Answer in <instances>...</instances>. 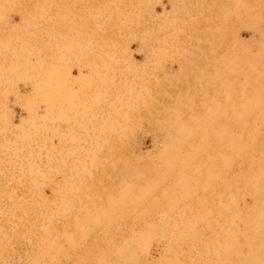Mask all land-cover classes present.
<instances>
[{"label": "rangeland", "instance_id": "1", "mask_svg": "<svg viewBox=\"0 0 264 264\" xmlns=\"http://www.w3.org/2000/svg\"><path fill=\"white\" fill-rule=\"evenodd\" d=\"M243 120L264 122V0H0V264H109L116 247L130 252L131 264H163L175 254L180 261L169 264H264V230L257 233L264 223L244 216L250 213L243 205L261 188H250L254 173L249 186L238 182L237 197L246 201L231 207L234 225L228 204L218 208L224 216L211 214L219 211L211 191L233 179L225 173L227 187L210 130L219 134L221 123ZM97 155L93 166L98 158L90 164V156ZM261 192L254 202L262 205L250 208L257 217H264ZM176 244L183 246L173 253Z\"/></svg>", "mask_w": 264, "mask_h": 264}, {"label": "bare ground", "instance_id": "2", "mask_svg": "<svg viewBox=\"0 0 264 264\" xmlns=\"http://www.w3.org/2000/svg\"><path fill=\"white\" fill-rule=\"evenodd\" d=\"M85 10V9H84ZM128 12V11H127ZM83 13H85V12H83ZM26 14H28V13H26ZM33 14H34V12H33ZM40 14V13H39ZM43 14V13H42ZM41 14V15H42ZM47 14V13H46ZM53 14V13H52ZM68 14V13H67ZM69 14H70V12H69ZM87 14V13H86ZM167 14V13H166ZM49 15V14H48ZM55 15H56V13H55ZM60 15V14H59ZM58 15V16H59ZM28 16H30V15H28ZM37 16V15H36ZM52 16V15H51ZM64 16V15H63ZM79 16V15H78ZM77 16V17H78ZM162 16H163V14H162ZM31 18L33 17V16H30ZM68 16H66V18H67ZM28 18V17H27ZM51 18V17H50ZM60 18V17H59ZM65 18V17H64ZM63 18V19H64ZM33 19H34V17H33ZM36 19V18H35ZM34 19V20H35ZM39 19V18H38ZM43 19V18H42ZM46 19H48L47 17H46ZM68 19V18H67ZM162 19V18H161ZM29 20V19H28ZM51 20V19H50ZM37 21V20H36ZM40 21V20H39ZM43 21V20H42ZM47 21V20H46ZM30 22V21H29ZM28 21H27V23H29ZM48 22V21H47ZM31 23V22H30ZM38 23V22H37ZM40 23H42V22H40ZM63 23V22H62ZM48 24V23H47ZM60 24H61V22H60ZM35 25V24H34ZM28 26H30L29 24H28ZM35 26H37V25H35ZM40 26V25H39ZM46 25H44V27H45ZM38 27V26H37ZM41 27V26H40ZM43 27V26H42ZM52 27V26H51ZM62 27V26H61ZM53 28V27H52ZM33 29H34V27H33ZM37 29V28H36ZM64 29V28H63ZM82 29V28H81ZM85 30V29H84ZM84 32V31H83ZM57 34V33H56ZM87 34V33H86ZM85 34V35H86ZM47 35V34H46ZM80 36V35H79ZM224 36V35H223ZM86 37V36H85ZM35 38V37H34ZM40 38V37H39ZM56 38H59V37H57L56 36ZM71 38V37H70ZM43 39V38H42ZM48 39V38H47ZM81 39V38H80ZM61 40H63V38L61 39ZM67 40V39H66ZM70 40V39H69ZM224 40L225 39H223V42H222V46L224 47L225 45V43H224ZM54 41V40H53ZM56 41V40H55ZM64 41H65V39H64ZM83 41V40H82ZM85 41V40H84ZM69 42V41H68ZM35 43V42H34ZM34 43H33V45H34ZM38 43V42H37ZM42 43V42H41ZM62 43V42H61ZM87 43V42H86ZM32 44V43H31ZM56 44V43H55ZM54 44V45H55ZM63 44V43H62ZM32 45V46H33ZM37 45V44H36ZM46 45V44H45ZM59 45V44H58ZM65 45V44H64ZM67 45H68V43H67ZM75 45V44H74ZM73 45V46H74ZM87 45V44H86ZM63 46V45H62ZM70 46V45H69ZM78 46V45H77ZM50 48V47H49ZM53 48H55V47H53ZM60 48V47H59ZM64 48V47H63ZM69 48H71V46L69 47ZM80 48V47H79ZM82 48V47H81ZM32 49V48H31ZM78 49V48H77ZM222 50H224V52H225V49H223V48H221ZM30 50V49H29ZM67 50V49H66ZM70 50V49H69ZM228 50V49H227ZM57 51H60V50H57ZM68 51V50H67ZM74 50H72V52H73ZM79 51V50H78ZM76 52V51H75ZM227 52V51H226ZM38 54V53H37ZM63 54V53H62ZM62 54H60V55H62ZM65 54H67V53H65ZM73 54V53H72ZM85 54V53H84ZM87 54V53H86ZM151 54V53H150ZM154 54H155V52H154ZM46 55V54H45ZM59 55V56H60ZM227 55V54H226ZM229 55V54H228ZM227 55V56H228ZM148 56V55H147ZM48 57V56H47ZM61 57V56H60ZM62 57H64V56H62ZM151 58H152V56H151ZM46 59V58H45ZM40 61V60H39ZM42 61V60H41ZM51 64V63H50ZM71 64V63H70ZM56 66V65H55ZM61 66H63V65H61ZM64 67V66H63ZM141 68H142V66H141ZM68 74V73H67ZM65 75V74H64ZM245 77H247V76H245ZM233 78V77H232ZM248 78V77H247ZM234 79V78H233ZM62 84V83H61ZM224 84V83H223ZM230 84V83H229ZM227 86V85H226ZM226 86H224V87H226ZM230 87V86H229ZM77 90V89H76ZM68 91V90H67ZM73 91V90H72ZM112 91V90H111ZM224 91V90H223ZM78 92H79V90H78ZM84 92V91H83ZM130 92V91H129ZM132 92V91H131ZM51 93V92H50ZM63 93V92H62ZM66 93V92H65ZM69 93V92H68ZM93 93V92H92ZM91 93V94H92ZM134 93V92H133ZM83 94V93H82ZM112 94H115V92H113ZM117 94H119V93H117ZM121 94V93H120ZM76 95V94H75ZM100 95V94H99ZM96 96V95H95ZM42 97V96H41ZM97 97V96H96ZM113 97V96H112ZM65 98H67V96L65 97ZM95 98V97H94ZM55 99V98H54ZM215 100V99H214ZM72 101V100H71ZM94 101V100H93ZM77 102V101H76ZM78 103V102H77ZM95 103V102H94ZM219 103V102H218ZM72 104H74V103H72ZM83 108V107H82ZM75 109V108H74ZM85 110V109H84ZM29 112H32V110H29ZM73 113H74V111H72ZM82 112V110L79 112V114ZM72 113V114H73ZM76 114V113H75ZM85 114V113H84ZM63 115V114H62ZM86 115V114H85ZM32 116V115H31ZM64 116V115H63ZM70 117V116H69ZM82 117V116H81ZM93 117V116H92ZM94 118V117H93ZM100 118V117H99ZM213 118V117H212ZM253 118V117H252ZM255 118V117H254ZM85 119V118H84ZM243 119V118H242ZM245 119V118H244ZM62 120H64V119H62ZM67 120V119H66ZM47 121V120H46ZM89 121V120H88ZM214 123L216 122V119H215V121H213ZM71 123H72V121H71ZM85 123V122H84ZM74 124V123H73ZM79 124V123H78ZM90 124V123H89ZM216 124V123H215ZM222 124V127H220V132H219V134H217L218 133V131L216 132V130H217V128L213 131V132H211V130H210V133H212V134H210V135H213L212 136V138H213V140H212V138H211V144H210V146H209V148H212V149H210L211 150V152L212 151H215V152H217L218 151V148H220V153H221V160L219 159V157H218V159L221 161V168H220V173L221 174H225V173H231L232 174V176H231V174H230V177H231V179H233V181L231 182L232 183V185H229V187H228V185L227 184H230V178H228L229 177V175H224V176H228L227 177V179L229 180H224V183H226L227 181L229 182H227L226 183V185H227V187L228 188H226V187H221L222 188V190L220 191L219 190V188H217V189H215L214 190V188H213V193H212V191H211V193H210V196H211V194H213V202L215 201V202H217L218 201V199H219V197L223 200L222 201V207H221V204H219V203H215L214 202V204H217V205H219V206H217L216 207V209L215 210H219V209H222V210H224V208L225 207H227L226 209H228V212L225 210V212L227 213V214H229L230 212V214L232 215V208L231 207H233L234 208V206H235V204H236V201H237V204H238V202L240 201L242 204H243V200L244 199H242V198H244L245 197V195H244V197H237L238 195L239 196H241L240 194H238L239 193V188H238V182H242V181H244V184L248 181H250L251 180V177H248V175H249V173H254L255 174V176H252V180L253 181H255L256 180V182H257V180H258V182L257 183H259V182H262V184L260 185V183L259 184H257L256 182H255V186H253L254 184H252L251 185V181H250V188H256V186H257V188L256 189H258L260 186H261V188H264V186H262V185H264V180H262V177H264V176H259V175H256V172H254V170H257L258 171V173L260 174V172H264V164H262L261 162L262 161H264V122H244V120H243V122H241V123H221ZM218 125V124H217ZM217 125H214L215 127L217 126ZM54 126V125H53ZM73 126V125H72ZM84 126V125H83ZM37 127V126H36ZM43 127H45V126H43ZM68 127V126H67ZM87 127V126H86ZM218 127V126H217ZM57 128V127H56ZM69 128V127H68ZM79 128V127H78ZM81 128H82V126H81ZM99 128H100V126H99ZM222 128V129H221ZM98 129V128H97ZM212 129V128H211ZM45 130V129H44ZM43 131V130H42ZM83 131V130H82ZM92 131H94L93 129H92ZM101 131V130H100ZM41 132V131H40ZM56 132V131H55ZM67 132V131H66ZM96 132V131H95ZM98 132V134H99V130L97 131ZM69 133V132H68ZM73 134V133H72ZM70 135V134H69ZM217 135V136H216ZM79 136V135H78ZM220 138H219V137ZM69 137V136H68ZM78 138V137H77ZM64 139V138H63ZM74 139V138H73ZM88 139V138H87ZM237 139H238V141H239V146L238 145H236V141H237ZM69 140H70V137H69ZM72 140V139H71ZM99 140H100V138H99ZM153 140V139H152ZM67 141H68V139H67ZM84 141V140H83ZM91 141V140H90ZM93 141V140H92ZM94 141H95V139H94ZM158 141V140H157ZM160 141V140H159ZM184 142H193L194 140H190V139H185V140H183ZM88 142V141H87ZM100 142V141H99ZM101 144H103V142H104V140H101ZM107 142V141H106ZM155 142V141H154ZM160 142H162V140L160 141ZM68 143V142H67ZM84 143V142H83ZM89 143V142H88ZM108 143V142H107ZM106 143V144H107ZM156 143V142H155ZM158 143V142H157ZM105 144V143H104ZM98 145V144H97ZM156 145V144H155ZM158 145V144H157ZM68 146V145H67ZM66 146V147H67ZM82 146V145H81ZM92 146V145H91ZM102 146V145H101ZM75 147V146H74ZM94 147V146H93ZM97 147V146H96ZM95 147V148H96ZM100 147V146H99ZM107 147V146H106ZM82 148V147H81ZM90 148V147H89ZM109 148V147H108ZM154 148V147H153ZM155 148H157V147H155ZM155 148H154V150H155ZM63 149H64V146H63ZM67 149V148H66ZM88 149V148H87ZM86 149V150H87ZM94 149V148H93ZM92 148H91V151L93 150ZM100 150H101V148H99ZM107 149V148H106ZM96 150V149H95ZM102 150H104V148L102 149ZM83 151V150H82ZM88 151H90V150H88ZM149 151V150H148ZM93 152H95V151H93ZM101 152V151H100ZM105 152V151H104ZM113 152V151H112ZM109 153V152H108ZM87 155V154H86ZM85 155V156H86ZM110 155V154H109ZM149 155V154H148ZM212 155V154H211ZM215 155V154H214ZM49 156V155H48ZM99 155H97V157L96 156H90L91 158H90V164H91V162L94 160L95 162H96V159L98 158V162H94L93 161V164L95 163V165H93V166H96L97 164H99V162L101 161V160H99V158L101 159V155L98 157ZM114 156V155H113ZM112 156V157H113ZM123 155H120L119 157H122ZM146 156V155H145ZM87 157V156H86ZM106 156L104 155L102 158H105ZM124 157V156H123ZM48 158V157H47ZM137 158V157H136ZM260 158H261V160H260ZM216 159V158H215ZM217 159V163H218V160ZM258 159V160H257ZM92 160V161H91ZM129 160H130V158H129ZM143 160V159H142ZM259 161H261V162H259ZM257 162V163H256ZM102 163V162H101ZM103 163H104V161H103ZM213 163V162H212ZM211 163V164H212ZM260 163V164H259ZM258 164V165H257ZM108 165V164H107ZM207 165V164H206ZM262 165V166H261ZM105 166V165H104ZM148 166V165H147ZM150 166V165H149ZM188 166V165H187ZM190 166V165H189ZM210 167H212V166H210ZM98 168V167H97ZM109 168V167H108ZM192 168H194V167H192ZM214 168H215V170H214V174H215V177H217L220 173L217 171L218 170V166L216 165V161H215V165H214ZM191 169V168H190ZM262 170V171H260V170ZM188 170V169H187ZM95 171V170H94ZM211 171V170H210ZM110 172V171H109ZM112 172V171H111ZM131 174V173H130ZM199 174V173H198ZM208 174V173H207ZM238 174L241 176V178L242 179H240L239 177H238ZM262 174H264V173H262ZM247 175V176H246ZM252 175V174H251ZM261 175V174H260ZM221 176V175H220ZM235 176H236V178H235ZM261 178H259V177ZM219 177V176H218ZM222 177V179H223V176H221ZM254 177V178H253ZM255 177H258L259 179H257V178H255ZM246 178V179H245ZM224 179H225V177H224ZM239 179H240V181H239ZM244 179V180H243ZM223 181V180H222ZM246 181V182H245ZM221 182V181H220ZM216 183H219V182H216ZM223 183V184H224ZM253 183V182H252ZM120 184V183H119ZM243 184V183H242ZM242 185V187H243V190H245V189H249V187H247L246 188V184L245 185ZM225 185V184H224ZM223 185V186H224ZM240 185V184H239ZM207 186H209L208 184H207ZM218 186H221V183H220V185L218 184ZM247 186H249V184H247ZM259 186V187H258ZM215 187V186H214ZM244 187H245V189H244ZM134 188V187H133ZM216 188V187H215ZM224 188H226V189H228L227 191V193H226V189H224ZM238 188V189H237ZM261 188H259V189H261ZM89 189V188H88ZM116 189V188H115ZM135 189V188H134ZM152 189V188H151ZM241 189V188H240ZM258 189V191L256 192V196L257 197H255V198H253L252 200H251V192L249 193V190H246L247 191V195L248 196H250V198L249 197H247V200H251V202L253 201V203L251 204V205H249V204H247V205H243V206H245V208H247V210H249V216H251V214H254V215H252V216H254L253 218H251V217H249L247 214L246 215H244L245 216V219H247L246 221H245V219L243 218L242 220H244L245 222H248V223H250V222H258L259 223V221H261V223H264V219H262V218H264V217H261L260 215H262V216H264V213H262V212H264V211H261L260 209H259V216L260 217H257V214L256 213H258V209L257 210H254L256 213H252V211L250 212V208H252L251 206H258V204L261 206L262 205V203L260 204V201H259V203H255L254 201L256 200V202H258L257 201V198H259V197H261V196H259V194L260 193H258V192H261L262 190H264V189H261V190H259ZM130 190V189H129ZM144 190H146V189H143V191ZM154 190V189H153ZM203 190H204V188H203ZM202 190V191H203ZM211 190H212V187H211ZM242 190V191H243ZM253 190H255V189H253ZM83 191V190H82ZM87 191V190H86ZM120 191H121V188H120ZM152 191V190H151ZM209 191H210V189H209ZM215 191V192H214ZM250 191H252V189L250 190ZM85 192V191H84ZM139 192V191H138ZM141 192V191H140ZM206 192V191H205ZM262 192H264V191H262ZM262 192H261V195L262 196H264V194H262ZM90 193V192H89ZM126 193V192H125ZM130 193L132 194V192H131V190H130ZM204 193V192H203ZM209 193V192H208ZM214 193H216L215 194V196H214ZM258 193V194H257ZM86 194H88V192H86ZM124 194V193H123ZM123 194H121V192H120V195H123ZM225 194H227V196H229L228 197V199H229V201H228V203H226L227 201H224V196H225ZM243 194V193H242ZM250 194V195H249ZM253 194L254 193H252V197H254L253 196ZM119 195V194H118ZM126 195V194H125ZM128 195V194H127ZM134 195V194H133ZM90 196V195H89ZM117 196V195H116ZM130 196V195H129ZM138 195H135V197H137ZM208 196H209V194H208ZM80 197V196H79ZM120 198H121V200H122V197L121 196H119ZM124 197V196H123ZM133 198V199H135L136 200V198ZM140 197H141V195H140ZM205 197V196H204ZM155 198H157L156 196H155ZM207 198V197H206ZM238 198V199H237ZM249 198V199H248ZM110 199V198H109ZM139 199V198H138ZM209 199V198H208ZM239 199H241V200H239ZM158 200V199H157ZM205 199H203V201H204ZM258 200H260V199H258ZM111 201V200H110ZM120 201V200H119ZM141 201V200H140ZM143 201V200H142ZM146 201V200H145ZM210 201H212V200H210ZM244 201H246V200H244ZM102 202V201H101ZM115 202V201H114ZM137 202V201H136ZM212 202V203H213ZM218 202H221V200L220 201H218ZM63 203V202H62ZM154 203V202H153ZM156 203V202H155ZM167 203V202H166ZM59 204H61V203H59ZM120 204V203H119ZM132 204H134V203H132ZM203 204H206V203H203ZM214 204H212L213 206H214ZM225 204V206L223 207V205ZM226 204H228L227 206H226ZM240 204V203H239ZM256 204V205H255ZM129 205V204H128ZM138 205V204H137ZM155 205V204H154ZM194 205V204H193ZM200 205H201V203H200ZM207 205V204H206ZM210 205V204H209ZM208 205V206H209ZM113 206V205H112ZM161 206V205H160ZM165 206V205H164ZM247 206H249V208L247 207ZM124 207V206H123ZM146 207H147V204H146ZM145 207V208H146ZM133 208V207H132ZM219 208V209H218ZM235 208L237 209V207L235 206ZM257 208H259V207H257ZM111 209V208H110ZM128 209V208H127ZM143 209H144V207H143ZM195 209V208H194ZM206 209V208H205ZM235 209V210H236ZM140 210H142V209H140ZM150 210V209H149ZM222 210H219V211H215L214 213L213 212H211V214L212 215H215V214H219L220 215V217L221 216H224V213L223 214H221V211ZM234 210V213H236V211ZM130 211H132V210H130ZM188 211V210H187ZM194 211V210H193ZM261 211V212H260ZM122 212V211H121ZM150 212V211H149ZM198 212V211H197ZM126 213V212H125ZM134 213V212H133ZM140 213V212H139ZM138 213V214H139ZM145 213V212H144ZM146 213H148L147 211H146ZM145 213V214H146ZM206 214H203V215H206V216H211L210 215V212H209V215H207V212H205ZM238 213V212H237ZM143 214V213H142ZM202 214V213H201ZM227 214H225V216H228L227 218H228V220H227V218H225L226 220H227V222H231V224L230 223H228L229 225H234V221H233V219H234V215H232L233 217H231V218H233V219H231L230 218V214L229 215H227ZM242 214V213H241ZM115 215V214H114ZM118 215V214H117ZM123 215H124V213H123ZM137 214H135V216H136ZM147 215V214H146ZM152 215V214H151ZM160 215V214H159ZM177 215V214H176ZM179 215V214H178ZM193 215V214H192ZM237 215L238 214H236L235 216V218H237ZM119 216V215H118ZM138 216V215H137ZM140 216V215H139ZM196 216V215H195ZM197 216H198V214H197ZM218 215H216V217H217ZM241 216H243V215H241ZM112 217V216H111ZM114 217V216H113ZM147 217V216H146ZM171 217V216H170ZM178 217V216H177ZM179 217H181V216H179ZM208 217V218H209ZM246 217H249V219L248 218H246ZM257 217V218H256ZM117 218V217H116ZM151 218V217H150ZM200 218H201V221H202V219H204V222H202V223H205L207 220H205V218L204 217H201L200 216ZM250 218H251V220H250ZM258 218H259V221H258ZM110 219V218H109ZM112 219V218H111ZM113 219H115V218H113ZM118 219V218H117ZM134 219V218H133ZM148 219V218H147ZM160 219V218H159ZM162 219V218H161ZM177 219V218H176ZM212 219V218H211ZM229 219H231V220H229ZM95 222H96V220L95 219H93ZM108 220V219H107ZM124 220H125V218H124ZM130 220V219H129ZM128 220V221H129ZM213 220V219H212ZM215 221L216 220H218V219H214ZM220 220V219H219ZM226 220L224 221V219L222 220V221H224V222H226ZM249 220V221H248ZM254 220V221H253ZM122 221V220H121ZM141 221V220H140ZM160 221V220H159ZM163 221V220H162ZM174 221V220H173ZM177 221V220H176ZM182 221V220H181ZM181 221H179V223L181 222ZM184 221V220H183ZM185 221H186V219H185ZM236 221H237V219H236ZM236 221H235V223H236ZM95 222H93V224H95ZM112 222V221H111ZM115 221H113V223H114ZM139 222V221H138ZM164 222V221H163ZM175 222V221H174ZM190 223H191V221H189ZM197 222V221H196ZM209 222V221H208ZM214 222V221H213ZM217 222V221H216ZM215 222V223H216ZM240 222H241V220H240ZM110 223V221L108 222V224ZM145 224H146V222H144ZM148 223V222H147ZM150 223V222H149ZM160 223V222H159ZM165 223H167V222H165ZM207 223V222H206ZM203 224V225H207V224ZM217 223H219V222H217ZM216 223V224H217ZM222 223V222H221ZM238 223H239V220H238ZM244 223V222H243ZM20 224V223H19ZM22 224V223H21ZM24 224V223H23ZM97 224V223H96ZM95 224V225H96ZM117 224V223H116ZM158 224V223H157ZM209 224H211V223H208V225ZM246 225H247V223H245ZM257 224V223H256ZM255 224V225H256ZM98 225V224H97ZM110 225V224H109ZM144 225V224H143ZM161 225V224H160ZM180 225H182V223L180 224ZM193 224H191L190 225V227L192 226ZM212 225H214V224H212ZM224 225V224H223ZM245 225V226H246ZM250 225V224H249ZM260 224H258V226H259ZM16 226V225H15ZM20 226H22V225H20ZM94 226V225H93ZM92 226V227H93ZM150 226V225H149ZM163 226H165V225H163ZM174 226V225H173ZM222 226V225H221ZM226 226V225H225ZM258 226H257V228H258ZM261 226V225H260ZM259 226V227H260ZM17 227V226H16ZM115 227V226H114ZM145 227H147L146 225H145ZM152 227H154V226H152ZM158 226H156V228H157ZM176 227V226H175ZM184 227V226H183ZM190 227H188V225H187V228L189 229ZM205 227V226H204ZM206 227H208V226H206ZM236 227V226H235ZM247 227V226H246ZM262 227V226H261ZM25 228V227H24ZM94 228V227H93ZM150 228H151V226H150ZM160 228V227H159ZM211 228V227H210ZM218 228V227H217ZM220 229H221V227H219ZM244 228V227H243ZM15 229V228H14ZM21 229V228H20ZM122 228L120 227V230H121ZM147 229V228H146ZM177 229H178V227H177ZM187 229V230H188ZM191 229L192 228H190V231H191ZM203 229V228H202ZM201 229V230H202ZM207 229V228H206ZM238 229V228H237ZM249 229V228H248ZM97 230V229H96ZM100 230V229H99ZM105 230V229H104ZM117 230H119V229H117ZM139 230V229H138ZM144 230V229H143ZM152 230V229H151ZM151 230H147V232H148V238L150 239V237H151V235L153 236V235H155L156 233H155V231H154V234H150V232L152 233L153 232V230L151 231ZM158 230V229H157ZM166 230V229H165ZM186 230V231H187ZM193 231H194V229H192ZM198 230V229H197ZM210 230V229H209ZM240 230V229H239ZM261 230H264V229H259V231L257 230V233H259ZM109 231V230H108ZM122 231V230H121ZM159 231V230H158ZM160 231H162V227H161V230ZM179 231H180V229H179ZM184 231V230H183ZM193 231H191V232H193ZM204 231V230H203ZM211 231V230H210ZM94 232H96V231H94ZM99 231H97L96 233H98ZM115 232V231H114ZM119 232V231H118ZM140 234H141V232L140 231H138ZM157 232V231H156ZM163 232V231H162ZM162 232H159V233H162ZM165 232V231H164ZM171 232V231H170ZM206 232V231H205ZM218 232H219V230H218ZM245 232V231H244ZM251 232H254V231H251ZM101 233L102 234H105V233H103L102 231H101ZM100 232L98 233V234H101ZM182 233V232H181ZM181 233H180V236H181ZM194 233H196V231H194ZM193 233V234H194ZM200 233H204V232H202V231H200ZM249 233V232H248ZM108 234V233H107ZM193 234H191V235H189L188 233H187V237H189V238H191V236L193 235ZM228 234V233H227ZM261 235H262V231H261V233H260ZM95 235V234H94ZM106 235V234H105ZM147 235H146V237H147ZM175 235H178V237H179V232H178V234H175ZM174 235V236H175ZM183 235V234H182ZM189 235V236H188ZM200 235L201 234H199L198 236L200 237ZM226 235V234H225ZM236 235V234H235ZM235 235H234V238H235ZM253 235V234H252ZM98 236V235H97ZM96 236V237H97ZM100 236H102V235H100ZM109 236V235H108ZM113 236V235H112ZM115 236V235H114ZM150 236V237H149ZM158 236V235H157ZM156 236V237H157ZM168 236H170L169 234H168ZM197 236V235H196ZM195 236V237H196ZM202 236V235H201ZM228 236H229V234H228ZM244 236H246V235H244ZM248 236H250V235H248ZM248 236H246V237H248ZM258 236V235H257ZM123 236H117V239L118 238H122ZM139 237V241H140V244H142V242H144L145 240H142L143 238L142 237H145L144 236V233H143V236H142V234H141V236L139 235L138 236ZM160 238H162V239H164L165 237H167L166 235L164 236V238H163V236L161 237V236H159ZM158 237V238H159ZM178 237H176L177 238V242H178V240L180 239V237L178 238ZM183 237V236H182ZM238 237V236H237ZM243 237V236H242ZM255 237V236H254ZM92 238H93V236H92ZM101 238V237H100ZM99 238V239H100ZM111 237H109L108 238V241L109 240H111L110 239ZM142 238V239H141ZM152 238V237H151ZM172 238V237H171ZM207 238H208V236H207ZM228 238V237H227ZM245 238V237H244ZM253 238V237H252ZM256 238V237H255ZM262 238H264V236H262ZM148 239V240H149ZM154 239H155V236H154ZM157 239V238H156ZM167 239V238H166ZM174 239H175V237H174ZM187 239V238H186ZM191 239H193V240H195V241H197L196 240V238L194 239V235L192 236V238ZM190 239V241H192ZM199 239V238H198ZM202 239V238H201ZM245 239H247V238H245ZM259 239V238H258ZM258 239H254V240H258ZM92 240V239H91ZM97 240V239H96ZM100 240H104V241H106V238H103L102 237V239H100ZM114 240H115V238H114ZM151 240V239H150ZM160 240V239H159ZM165 240V239H164ZM163 240V241H164ZM172 240H173V238H172ZM172 240H171V243H172ZM250 240H253V239H251L250 238ZM262 240H264V239H262ZM93 241H95V240H93ZM103 241V242H104ZM112 241H113V239H112ZM153 241V240H152ZM161 241V240H160ZM159 241V242H160ZM162 241V242H163ZM168 241H170V240H168ZM176 241V240H175ZM188 241V243H189V240H187ZM187 241H185V244L187 245ZM210 241V240H209ZM224 241V240H223ZM242 241V240H241ZM259 241L261 242V239H259ZM92 242V241H91ZM151 242V241H150ZM150 242H149V244H150ZM167 242V241H166ZM192 242H194V241H192ZM192 242H190V245H192L191 243ZM198 242H199V240H198ZM202 242V241H201ZM204 242H205V240H204ZM211 242V241H210ZM215 242L217 243V241L215 240ZM221 242V241H220ZM238 242L239 241H237V244H238ZM247 242V241H246ZM256 241H254V243H255ZM260 242H259V244H260ZM262 242H264V241H262ZM93 243V242H92ZM107 243V241L105 242V244ZM115 243V242H114ZM155 243H156V241H155ZM168 243V242H167ZM166 243V244H167ZM176 243V242H175ZM174 243V241H173V243L172 244H170L171 246L173 245V244H175ZM181 243H183V240L182 241H180V244ZM200 243V242H199ZM208 243V242H207ZM215 243V244H216ZM245 243V242H244ZM253 243V244H254ZM258 243V242H257ZM257 243H255L254 244V247H255V245H257ZM96 244V243H95ZM94 244V245H95ZM98 244V243H97ZM162 244V243H161ZM164 244V243H163ZM169 244V243H168ZM221 244V243H220ZM220 244H218L217 246H221ZM224 244H225V242H224ZM229 244V243H228ZM227 244V245H228ZM236 244V245H237ZM242 244V243H241ZM246 244V243H245ZM249 244V243H248ZM247 244V245H248ZM252 244V242H250V244L249 245H251ZM99 245H100V243H99ZM98 245V246H99ZM102 245V244H101ZM143 245H144V243H143ZM142 245V246H143ZM165 245V244H164ZM189 245V244H188ZM187 245V248L189 247V248H193V246H195V245H193V246H188ZM204 245V244H203ZM233 245V244H232ZM232 245H231V248H232ZM144 246H146L147 247V245H144ZM150 246V245H149ZM166 246V245H165ZM175 246H177V250H172V252L173 253H175L176 251H178L179 250V248L181 249V247L180 246H183V245H178V244H176ZM216 246V245H215ZM224 246V245H223ZM230 246V245H229ZM234 246H235V243H234ZM246 246V245H245ZM258 246V245H257ZM103 247H105V246H103ZM146 247H145V249H146ZM169 247V245L166 247V248H168ZM173 247V246H172ZM214 247V246H213ZM248 247V246H247ZM251 246H249V248H250ZM161 248V247H160ZM173 248H175V247H173ZM173 248H168V249H166V251H168L169 252V249L171 250V249H173ZM183 248V247H182ZM195 248H196V246H195ZM195 248H193V250H194V252H196V253H200V251H196L195 250ZM205 248V247H204ZM212 248V247H211ZM217 248V247H216ZM222 248V247H221ZM225 248H226V246H225ZM230 248V249H231ZM248 248V249H249ZM100 249V248H99ZM98 249V250H99ZM148 249V248H147ZM158 249V248H157ZM165 249V248H164ZM205 249H207V248H205ZM254 249H256V248H253V250ZM94 250H95V248H94ZM109 250V249H108ZM107 250V251H108ZM114 251H113V253H111L112 255V257L110 258V260H109V264H131L132 262H130V260H128L127 259V254H130V252H128V251H126V250H124V249H118L117 247H116V249H113ZM149 250V249H148ZM162 250V249H161ZM193 250H191V251H193ZM228 251H229V248L227 249ZM227 250L225 249V251H226V253H228L227 252ZM233 250V249H232ZM237 250V249H236ZM252 250V249H251ZM262 250V249H261ZM101 251H104V250H101ZM147 251V250H146ZM149 251H151V250H149ZM181 251H183V250H181ZM186 251V250H185ZM191 251H189V252H191ZM223 251H224V249H223ZM241 251V250H240ZM249 251H250V249H249ZM256 251V250H255ZM254 251V252H255ZM99 252V251H98ZM164 252V251H163ZM171 252V251H170ZM171 252V253H172ZM184 252V251H183ZM193 252V253H194ZM213 252H215V251H213ZM212 252V253H213ZM232 252V251H231ZM257 252V251H256ZM258 252H260V251H258ZM105 253V252H104ZM144 254H143V256L142 257H144V255H145V252H143ZM147 253V252H146ZM149 253V252H148ZM158 253V252H157ZM160 253V252H159ZM158 253V254H159ZM166 253L167 252H164L163 254L164 255H166ZM173 253L171 254V255H173ZM185 253V255H186V257H189V259L188 260H192V257L190 258V256H187V254H186V252H184ZM192 253V252H191ZM191 253H190V255H191ZM193 253H192V255L191 256H194L193 255ZM202 253V252H201ZM207 253H209V252H207ZM211 253V252H210ZM217 253V252H216ZM107 254V253H106ZM153 254V253H152ZM162 254V253H161ZM160 254V255H161ZM168 254V253H167ZM183 254V253H182ZM182 254H180V255H182ZM203 254V253H202ZM237 254V253H236ZM247 254V253H246ZM262 254H264V252H262ZM26 255V254H25ZM99 255V254H98ZM150 255V254H149ZM149 255H148V257H149ZM175 255H177V260L175 259V263H177V262H179L180 261V259L178 258V254H175ZM179 255V256H180ZM198 255V254H197ZM196 255V256H197ZM204 255V254H203ZM222 255L223 254H221V256L220 257H222ZM233 255V254H232ZM249 255H250V253H249ZM248 255V256H249ZM252 255V254H251ZM255 255H256V253H255ZM258 255V254H257ZM255 256V258L256 257H258L259 256V258H261L260 257V255H258V256ZM103 256H104V254H103ZM146 256H147V254H146ZM145 256V257H146ZM155 256V255H154ZM157 256V255H156ZM168 255H166V257H167ZM183 256H184V254H183ZM199 256V255H198ZM205 256V255H204ZM208 256H209V254H208ZM207 256V257H208ZM215 256V255H214ZM240 256V255H239ZM93 257H94V255H93ZM100 257H101V255H100ZM107 257V256H106ZM141 257V258H142ZM147 257V258H148ZM161 257V256H160ZM169 257H171L170 255H169ZM174 257H171L172 259L174 258ZM185 257V256H184ZM184 257H183V260L185 261L186 259H184ZM229 257V256H228ZM252 257H253V255H252ZM12 258V257H11ZM104 258V257H103ZM140 258V259H141ZM158 258V257H157ZM170 258V259H171ZM180 258H181V256H180ZM217 258V260H218V257H216ZM236 258V257H235ZM258 258V259H259ZM91 259V258H90ZM96 259H98V258H96ZM100 259V258H99ZM98 259V260H99ZM139 259V260H140ZM150 259H151V257H150ZM165 259V258H164ZM170 259H168V260H170ZM178 259H179V261H178ZM194 259H195V257H194ZM201 259V258H200ZM219 259H221V261L223 260V257L222 258H219ZM225 259H226V257H225ZM238 259V258H237ZM257 259V258H256ZM101 260V262L99 263L98 261V263L99 264H108V263H106V261L107 260H103V259H100ZM99 260V261H100ZM152 260H154V259H152ZM168 260H166L165 259V262H163V264L164 263H166V264H169V262H171V261H173V260H170V261H168ZM182 260V259H181ZM204 260V259H203ZM208 260V259H207ZM211 260V259H210ZM240 260V259H239ZM245 260V258L243 259V261ZM260 260V259H259ZM262 260H264V258H262ZM91 261H92V259H91ZM158 261H160V258H159V260ZM162 261H164L163 259H162ZM167 261V262H166ZM196 261H198V259L196 260ZM202 261V260H201ZM212 261H213V259H212ZM211 261V262H212ZM214 261H215V264H216V260L214 259ZM219 261V260H218ZM233 261V260H232ZM231 260H230V263H237L238 262V260H236V261H234V262H232ZM251 261V260H250ZM253 261H254V259H253ZM84 262V261H83ZM92 262H94V260L92 261ZM146 262V261H145ZM174 262V261H173ZM193 262H195V261H193ZM199 262V261H198ZM204 262H205V260H204ZM207 262H209V261H207ZM207 262H205L206 264H207ZM211 262H209V263H211ZM222 262H224V261H222ZM226 262H228L227 260H226ZM256 262V261H255ZM90 263V262H89ZM149 263V262H148ZM147 263V264H148ZM160 263V262H159ZM174 263V264H175ZM186 263V262H185ZM192 263V262H191ZM201 263V262H200ZM205 263H203V264H205ZM221 263V262H220ZM219 263V264H220ZM243 263H245V262H243ZM252 263V262H251ZM260 263V262H259ZM261 263H264V262H262L261 261ZM141 264V263H140ZM154 264V263H153ZM157 264V263H156ZM160 264H162V263H160ZM171 264V263H170ZM179 264V263H178ZM180 264H181V262H180ZM194 264V263H193ZM197 264V263H196ZM223 264V263H222ZM256 264V263H255Z\"/></svg>", "mask_w": 264, "mask_h": 264}]
</instances>
